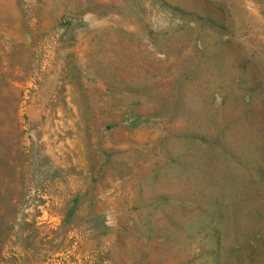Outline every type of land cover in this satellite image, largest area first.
I'll return each instance as SVG.
<instances>
[{
    "label": "rangeland",
    "instance_id": "1",
    "mask_svg": "<svg viewBox=\"0 0 264 264\" xmlns=\"http://www.w3.org/2000/svg\"><path fill=\"white\" fill-rule=\"evenodd\" d=\"M153 1L0 0V264H264V0Z\"/></svg>",
    "mask_w": 264,
    "mask_h": 264
},
{
    "label": "trees",
    "instance_id": "2",
    "mask_svg": "<svg viewBox=\"0 0 264 264\" xmlns=\"http://www.w3.org/2000/svg\"><path fill=\"white\" fill-rule=\"evenodd\" d=\"M153 2H159L160 4H162L160 0H154ZM173 9L176 10L177 8L173 7ZM190 22H192V20H190Z\"/></svg>",
    "mask_w": 264,
    "mask_h": 264
}]
</instances>
